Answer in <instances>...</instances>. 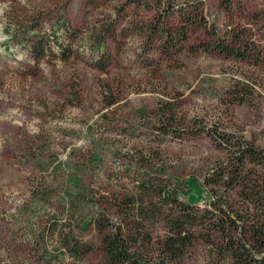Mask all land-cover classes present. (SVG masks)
<instances>
[{"label": "rangeland", "instance_id": "1", "mask_svg": "<svg viewBox=\"0 0 264 264\" xmlns=\"http://www.w3.org/2000/svg\"><path fill=\"white\" fill-rule=\"evenodd\" d=\"M197 1L0 0V264H102L111 225H141L143 257L158 253L165 213L207 207L226 146L264 152V0H203L215 36L153 39ZM134 194L157 209L143 221ZM213 261L201 242L180 264Z\"/></svg>", "mask_w": 264, "mask_h": 264}, {"label": "trees", "instance_id": "2", "mask_svg": "<svg viewBox=\"0 0 264 264\" xmlns=\"http://www.w3.org/2000/svg\"><path fill=\"white\" fill-rule=\"evenodd\" d=\"M169 1L159 0V4H168ZM224 2L229 8L234 0ZM145 3L144 6H148ZM202 6L203 0L189 4L187 8L179 6L176 9L180 18L179 29L168 28L164 22L159 29L152 26L151 36L156 41L176 47L182 46L189 28H202L215 36V30L209 29L205 22ZM173 11L168 7L167 13ZM231 42L241 43L239 38ZM34 49L39 54L43 52L38 43ZM214 49L228 56L245 57L243 51L240 53L238 48L224 41L215 42ZM113 103L115 100L109 102ZM168 110L165 105L161 115H166ZM221 142L228 145L230 141L224 139ZM226 147L225 163L215 169L213 177L203 180L204 186H210L207 207L201 209L197 204H186L177 206L173 213H165L162 219L167 232L158 242L159 252L147 251L145 257L141 225H133L126 232L119 225H111L112 229L106 230L100 244L102 264H180L187 249L201 242L208 246L209 254L214 259L212 264H217V260L221 264H264V152L247 143L234 148L232 145ZM164 200L170 199L165 197ZM152 205L150 202L149 207H144L143 197L138 198L137 194L127 200V206L138 221H143V217L146 219L145 214L156 212ZM70 250L72 256L83 257L92 247L84 245L79 249L71 245Z\"/></svg>", "mask_w": 264, "mask_h": 264}]
</instances>
